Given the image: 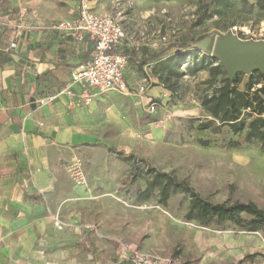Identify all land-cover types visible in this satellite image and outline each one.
<instances>
[{
	"label": "crops",
	"instance_id": "0c3cea01",
	"mask_svg": "<svg viewBox=\"0 0 264 264\" xmlns=\"http://www.w3.org/2000/svg\"><path fill=\"white\" fill-rule=\"evenodd\" d=\"M117 1L88 0L103 13ZM78 8L79 0H0V264L109 263L106 241L81 215L87 193L66 175L65 159L107 144L115 133L127 135L132 116L147 111L149 101L159 107L169 90L152 69L175 56V47L122 25L130 92L90 90L85 105L71 74L89 59L93 45L86 36L77 41L51 29L77 18ZM145 81L146 94L136 95ZM228 238L213 246L229 250L225 260H239L244 240Z\"/></svg>",
	"mask_w": 264,
	"mask_h": 264
},
{
	"label": "rangeland",
	"instance_id": "374dc122",
	"mask_svg": "<svg viewBox=\"0 0 264 264\" xmlns=\"http://www.w3.org/2000/svg\"><path fill=\"white\" fill-rule=\"evenodd\" d=\"M200 1L118 0L108 13L129 31L156 38L162 47L174 46L170 53H177L175 56L189 51L198 58H213L217 40L228 35L264 44V10L254 5L255 0H247L246 5L234 2L235 26L228 27L215 17L193 27ZM216 63L224 70L218 80L228 77L225 67L218 60ZM191 65V57L180 63L184 75L174 82L173 91H167L154 112L134 114L127 135L115 133L107 144L79 149L65 159L64 170L74 186H78L76 172L85 178V184L79 186L87 193L80 199L81 215L96 225L106 241L111 256L108 264H129L133 250L168 257L176 264H264L261 232H247L228 222H212L207 227L187 222L183 218L188 208L185 195L171 197L167 206L160 205L155 195L147 201L136 198L146 180L132 179V171L146 165L188 182L213 204L254 202L264 209V150L257 142L246 140V130L234 134L215 121L209 130H198L199 123L212 121L199 104L208 89L204 84L208 73L190 74ZM249 75L243 74L241 90ZM126 156L137 164L124 162ZM228 235L244 240L239 260H225L229 250L221 244L213 246L217 238L226 241Z\"/></svg>",
	"mask_w": 264,
	"mask_h": 264
},
{
	"label": "trees",
	"instance_id": "16d2710c",
	"mask_svg": "<svg viewBox=\"0 0 264 264\" xmlns=\"http://www.w3.org/2000/svg\"><path fill=\"white\" fill-rule=\"evenodd\" d=\"M234 2L247 4V0L200 1L195 10L196 19L192 26L198 27L215 17L228 27L235 26L232 17L238 14L234 12ZM254 5L259 10H264V0H255ZM230 20L231 23L227 25ZM188 57L192 59L190 74L203 71L208 73V79L204 81L208 89L199 99V104L212 121L199 123L198 130H209L214 121L220 126L228 127L234 134L246 130V140L257 142L264 150V74L258 70L252 71L244 89L241 90L239 87L243 83L244 73H237L232 79L225 76L218 80L224 70L216 63L217 60L209 56L198 58L189 51L159 62L153 67L152 72L159 77L163 76L167 88L173 91L174 82L179 81L184 75L179 65ZM259 83H261L260 87L255 88ZM247 118L251 119L249 123L246 121ZM199 142L203 146L208 145L207 141ZM236 146L232 145V147ZM123 161L137 164L132 156L124 157ZM131 177L134 180H146L145 189L136 196L139 201H147L155 195L160 205L167 206L171 197L185 195L188 197V208L183 216L185 221L195 222L203 227H207L212 222L217 225L228 222L247 232H261L264 236V209L259 208L254 202L213 204L203 199L188 182L146 165H143V168L135 166Z\"/></svg>",
	"mask_w": 264,
	"mask_h": 264
},
{
	"label": "built area",
	"instance_id": "2783aa9c",
	"mask_svg": "<svg viewBox=\"0 0 264 264\" xmlns=\"http://www.w3.org/2000/svg\"><path fill=\"white\" fill-rule=\"evenodd\" d=\"M51 29L66 32L77 41L86 36L93 45L89 59L71 74V81L85 93L80 99L85 105L90 100L88 94L90 90L120 94L130 92L124 79L128 59L120 51L126 33L114 15L94 11L88 0H79L78 17L57 22L51 25ZM161 39L166 41L165 37ZM149 86L150 84L145 81L144 85L137 88L135 94L145 95ZM155 108L156 104L149 101L147 112L152 113ZM75 183L78 186L85 184L82 173L76 172ZM127 261L129 264H176L171 258L153 256L138 250H133Z\"/></svg>",
	"mask_w": 264,
	"mask_h": 264
},
{
	"label": "water",
	"instance_id": "95a60500",
	"mask_svg": "<svg viewBox=\"0 0 264 264\" xmlns=\"http://www.w3.org/2000/svg\"><path fill=\"white\" fill-rule=\"evenodd\" d=\"M213 58L218 60L232 79L237 73H251L254 70L264 74V44L240 41L228 35L217 40Z\"/></svg>",
	"mask_w": 264,
	"mask_h": 264
},
{
	"label": "bare ground",
	"instance_id": "6f19581e",
	"mask_svg": "<svg viewBox=\"0 0 264 264\" xmlns=\"http://www.w3.org/2000/svg\"><path fill=\"white\" fill-rule=\"evenodd\" d=\"M263 29H264V24H263ZM264 31V30H263Z\"/></svg>",
	"mask_w": 264,
	"mask_h": 264
}]
</instances>
